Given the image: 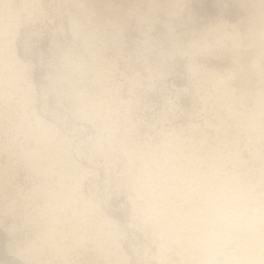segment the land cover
<instances>
[{
    "label": "clouds",
    "instance_id": "1",
    "mask_svg": "<svg viewBox=\"0 0 264 264\" xmlns=\"http://www.w3.org/2000/svg\"><path fill=\"white\" fill-rule=\"evenodd\" d=\"M0 264H264V0H0Z\"/></svg>",
    "mask_w": 264,
    "mask_h": 264
}]
</instances>
